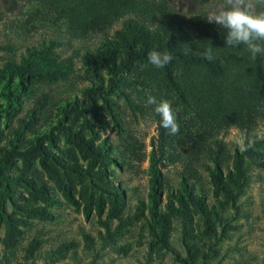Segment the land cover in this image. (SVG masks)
Masks as SVG:
<instances>
[{
	"label": "rangeland",
	"instance_id": "obj_1",
	"mask_svg": "<svg viewBox=\"0 0 264 264\" xmlns=\"http://www.w3.org/2000/svg\"><path fill=\"white\" fill-rule=\"evenodd\" d=\"M166 1L176 15L192 18L177 11L174 0ZM36 2L0 0V159L11 146L22 148L50 132L51 144L43 140L50 153L62 163L75 157L81 165L80 172L71 171V165L63 169L51 157L42 156L65 184L69 183L65 176L74 177L71 193L79 206L61 196L39 157L28 168L37 171L33 186L25 178H15L22 161L12 157L2 171L7 181L0 179V264H264V106L258 108L249 127L229 126L216 135L229 154L239 152V130H247L261 142L252 158L243 157V184L238 193L231 199L222 191L215 194L206 166L200 165L196 178L188 183L203 197L206 212H193L186 226L173 216L165 229L164 247L148 210L150 153L156 141L151 111L132 112L120 93L108 87L110 76L100 66L99 52L104 51L100 31L72 32L47 16L28 19ZM186 2L192 12L194 0H180V9ZM117 28L118 22L107 29L111 39ZM92 64L96 73L89 70ZM27 73L34 75L25 79ZM68 127L94 144L102 143L107 154L113 148L110 153L116 156H126L123 145L130 134L141 159L131 158L123 169L117 162L90 166L65 139L62 129ZM206 163L211 167V161ZM158 170L166 184L158 210L162 211L167 200L175 206L172 195L178 193L182 164L161 160ZM112 184L119 185L123 196L119 218L108 213ZM38 186L49 199L40 197L35 191ZM80 193L91 201L87 217ZM92 203L101 205L100 215ZM140 205L142 212L137 209ZM8 217L17 219L10 245L3 242Z\"/></svg>",
	"mask_w": 264,
	"mask_h": 264
},
{
	"label": "trees",
	"instance_id": "obj_2",
	"mask_svg": "<svg viewBox=\"0 0 264 264\" xmlns=\"http://www.w3.org/2000/svg\"><path fill=\"white\" fill-rule=\"evenodd\" d=\"M44 16L62 22L72 32L100 31L104 50L99 52L102 60L100 66L110 76L108 87L120 93L132 112L144 114L151 111L156 141L152 143L150 153L148 210L152 222L157 225V239L162 246L166 247L165 229L173 216H178L183 226H186L193 212H206L203 197L190 189L188 183L190 178H196L200 165L206 166L215 194L222 191L231 199L238 193L243 184V157L252 158L253 150L243 153L234 150L229 154L216 135L229 126L239 129L249 127L259 113L258 108L264 106V55H258L253 61L245 45L226 46V29L198 17L184 19L174 13L166 0H37L28 19ZM116 22L120 28L113 29L111 34L114 38L111 39L107 29ZM209 46L212 54L210 61L192 53L203 51ZM153 50L171 52V62L164 68H156L147 58ZM89 70L92 73L98 71L94 64ZM33 75L27 73L25 79ZM18 76L23 78L21 73ZM149 96L171 103L180 125L177 134L170 135L167 129L160 126L161 118L155 113V106L147 103ZM118 126L124 130L120 123ZM62 130L80 159L87 161L90 166L117 162L118 167L123 169L130 165L131 158L141 159L136 153L137 141L130 134L126 135L128 141L123 145L126 156L121 154L117 157L110 153L113 148L107 147V154L102 143L94 144L71 127ZM45 139L51 144L50 132L36 136L32 143L28 142L22 148L16 149L13 145L4 151L0 159V179L7 181L2 171L10 164L12 157L18 156L22 168L20 175L15 178H25V182L33 186L38 179L37 171L28 168L31 161L39 157L40 166L55 182L61 196L68 203L79 206L71 193L74 177L65 176L69 181L65 184L59 175H54L55 171L50 169L42 156L51 157L63 169L71 165L68 168L71 171L80 172L81 165L75 157L68 158L71 161L60 162L43 144ZM259 145L261 142L256 141L255 148ZM161 160L181 163L182 171L178 193L172 195L175 206L172 200H167L164 210L158 211L161 192L166 186L158 170ZM206 161L212 162L211 167ZM99 171V175L104 173L103 169ZM112 188L108 213L119 218L123 196L118 184H112ZM35 191L40 193L41 198L49 199L43 187L38 186ZM79 196L84 201L82 211L87 217L91 201L85 199L82 193ZM92 205L95 213L100 215L101 205ZM137 209L142 212L144 207L140 205ZM4 221L3 242L10 245L17 232V219L8 217ZM84 236L90 240L88 234Z\"/></svg>",
	"mask_w": 264,
	"mask_h": 264
},
{
	"label": "clouds",
	"instance_id": "obj_3",
	"mask_svg": "<svg viewBox=\"0 0 264 264\" xmlns=\"http://www.w3.org/2000/svg\"><path fill=\"white\" fill-rule=\"evenodd\" d=\"M195 7L188 11L185 3L180 9V0H174L177 11L188 17H201L208 23L226 29L225 45L235 47L245 45L253 61L258 55H264V0H194ZM191 50V49H190ZM194 56L208 61L212 59L211 46L203 51L193 52ZM148 61L156 68H164L172 60L169 51L153 50L148 54ZM147 103L154 105V111L161 118L160 126L167 129L170 135L179 132L180 125L173 112L171 103L166 99L157 100L149 96ZM256 138L247 130H239L236 147L243 153L254 150Z\"/></svg>",
	"mask_w": 264,
	"mask_h": 264
}]
</instances>
